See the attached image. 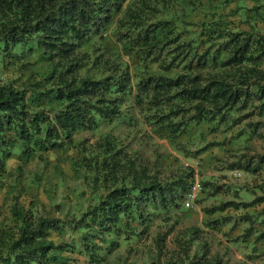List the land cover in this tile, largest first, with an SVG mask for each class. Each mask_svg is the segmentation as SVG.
I'll return each mask as SVG.
<instances>
[{"label":"trees","instance_id":"16d2710c","mask_svg":"<svg viewBox=\"0 0 264 264\" xmlns=\"http://www.w3.org/2000/svg\"><path fill=\"white\" fill-rule=\"evenodd\" d=\"M29 52L48 65L34 68ZM125 100L138 115L126 125L141 122L163 149L133 135L143 154L112 131L75 139L120 116ZM252 113L264 118V0H0V264H132L127 242L176 207L192 181L178 155L212 166L214 146L252 149L249 141L264 137L261 120L244 121ZM48 151L81 181L66 195H53L63 180L58 157L52 178H24L22 163L46 162ZM262 161L264 145L227 164L253 172ZM263 200H219L201 207L200 221L229 222L224 235L237 229L228 239L240 236L255 257L264 253L254 221ZM188 227L187 241H196L202 228ZM196 246L188 264H239L206 256L205 240Z\"/></svg>","mask_w":264,"mask_h":264},{"label":"rangeland","instance_id":"374dc122","mask_svg":"<svg viewBox=\"0 0 264 264\" xmlns=\"http://www.w3.org/2000/svg\"><path fill=\"white\" fill-rule=\"evenodd\" d=\"M26 59L33 61L34 68L44 69L48 63L45 59L38 54V52H29ZM10 74V73H8ZM3 75L2 77H5ZM25 73L21 75L23 78ZM129 100H125L122 103L121 115L113 118L110 122H100V124L94 128L92 131H82L74 135L75 139H81L83 137L87 138V142H92L98 135L99 132L112 131L119 135L120 138L124 139L125 142H129L131 146H136L144 154L146 153L147 147L144 144H137L133 139V135L142 136L148 141L152 140L156 143L158 149H163L166 146V142L160 138L149 139L144 132H147V127L141 122L136 123L134 126L126 125V117L129 115L138 117L136 111L128 112L126 110V105ZM129 108V107H128ZM131 110V109H130ZM246 111V109L241 112ZM248 119L251 120H261L258 126L260 132L264 131V118H259L255 113H252L244 118V121ZM125 134H127L125 136ZM125 136V137H124ZM264 137L259 139L250 140V145L253 146L252 149H242L236 151L235 155L228 151H219L217 147H213L212 150L216 154L214 159V164L212 166H206L201 162L199 157L185 158L178 155V158L184 162V164H189L193 169V173H196L198 178L201 180L210 179L203 189L201 188L200 193L197 198L191 203L190 206H183L180 203L165 212L159 213L149 220L146 229L140 234L137 240H131L127 242L130 247L135 250L131 252L130 260L132 264H137L141 260H145L152 264H188V258L194 262V250L197 247V241L202 242L203 240L207 243V253L206 256H212L216 254L221 257L223 262H237L239 264H264V253L259 254L255 257H247L245 255V250H247L248 245H244L242 238L240 236L236 237V240L228 239L232 238L234 234L238 233V230L229 231L227 235L224 232L228 230V225L223 224L221 228H210L203 225L200 221L201 217V207L209 206L210 204H215L219 200L234 198L235 200H251L258 194H264V161L261 162L260 168L254 170L253 172L245 171L240 168L228 169V161L233 159H244L248 154L261 153L263 151ZM241 152L243 155H241ZM44 158L46 162L42 161V158H33L22 163L23 165V175L25 180H29L33 174L41 173L44 174L48 172L50 178L53 176L50 172H53V163L56 162L55 158L58 157L56 162L55 173L63 177L61 183L54 187L53 195L57 197L60 195H66L70 190V187L75 183L79 187L81 181L79 177L74 175L68 163L64 162L62 156L56 152H45ZM17 160L11 159L9 161V167L15 164ZM45 165V168L42 165ZM79 174V173H78ZM215 184H219L220 187L215 192V195L208 193L211 191ZM258 184H261L258 186ZM227 188L226 191H223ZM236 189V191L233 190ZM205 189V191H204ZM61 191V192H60ZM39 197L44 198V193L40 188H38ZM221 197V199H219ZM260 206H264V200L258 202L256 205L257 209ZM263 209V208H261ZM231 213H236L230 210ZM254 221L258 224V232L264 231V214H256L254 216ZM147 222V221H146ZM262 225V227H260ZM195 226L197 228H202L198 231V237L196 241H187V236L189 235V227ZM162 235V243L160 246L156 244L155 238ZM264 239V233L261 235ZM125 243H122L118 252L124 253ZM187 247L186 256L183 253V248ZM116 253L113 252V256ZM182 256V257H181ZM135 259V260H134Z\"/></svg>","mask_w":264,"mask_h":264},{"label":"built area","instance_id":"2783aa9c","mask_svg":"<svg viewBox=\"0 0 264 264\" xmlns=\"http://www.w3.org/2000/svg\"><path fill=\"white\" fill-rule=\"evenodd\" d=\"M200 181L196 173H194V177L190 183V186L185 192L182 204L184 206L191 205L192 201L197 197L198 193L200 192Z\"/></svg>","mask_w":264,"mask_h":264},{"label":"clouds","instance_id":"9594fccd","mask_svg":"<svg viewBox=\"0 0 264 264\" xmlns=\"http://www.w3.org/2000/svg\"><path fill=\"white\" fill-rule=\"evenodd\" d=\"M193 177H194V173H193ZM192 179H193V178H192ZM199 181H200V179H199ZM200 185H201V182H200ZM189 186H190V185H189ZM189 186H188V187H189ZM187 189H188V188H187ZM200 191H201V188H200ZM185 192H186V191H185ZM199 193H200V192H199ZM199 193H198V194H199ZM184 195H185V193H184ZM197 196H198V195H197ZM183 198H184V196H183L182 199H181V203H182V201H183ZM196 198H197V197H196ZM196 198H195V199H196ZM195 199H194V200H195ZM194 200H193V201H194ZM193 201H192V202H193ZM182 205H183V204H182ZM183 206H184V205H183ZM189 206H190V205H189ZM185 207H187V206H185Z\"/></svg>","mask_w":264,"mask_h":264}]
</instances>
